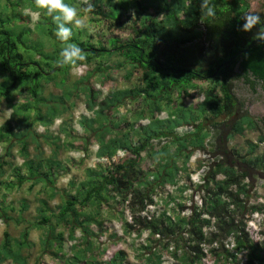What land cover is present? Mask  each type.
<instances>
[{
    "label": "trees",
    "instance_id": "trees-1",
    "mask_svg": "<svg viewBox=\"0 0 264 264\" xmlns=\"http://www.w3.org/2000/svg\"><path fill=\"white\" fill-rule=\"evenodd\" d=\"M77 1L65 3L74 6ZM90 2L93 16L120 28L125 27L123 18L130 13L127 20L132 21L131 33L126 40L110 37L109 46H104L101 41L94 43L93 37L83 40L85 31L72 29L67 43L84 50L87 58L78 68L86 66L90 71L73 87H67L73 68L57 64L66 43L56 38L51 17L36 7L35 0H0V104L4 101L12 110L0 128V144L7 145L0 154V219L12 220L9 212L16 211L7 206L9 194L27 186L29 194L37 186L41 188L36 222L27 223L18 239L12 238L8 230L4 232L0 262L11 259L26 264L21 252L33 247L30 234L37 229L44 231L43 256H54L62 264H101L100 239L108 233L105 225L117 221L123 236L145 237L135 250L144 264H162V253L182 264H202L209 257L214 264H242V254L244 264H264V249L254 243L248 232L250 215L262 211L248 206V174L219 161L200 184L190 178L181 183L177 178L178 162L183 160L187 165L197 150L205 149V122L214 127L226 126L228 119L239 113L229 121L228 140L248 129H257L259 123L264 128V118L258 122L247 112H240L243 104L235 94V83L239 81L252 90L256 85L264 90V43L257 42L244 52L256 41L253 37L260 25L251 32L240 30L242 17L250 13V3L211 0L216 14L202 21L200 0ZM25 8L38 15L34 29L29 27L30 16L24 17ZM258 15L264 23V13ZM185 49L193 51L190 62L180 59ZM116 71L125 72L127 81L137 75V81L103 101H99L92 86L80 89L95 75L108 79ZM51 84L63 87V93L47 96L45 89ZM197 90L203 96L198 105L175 106L179 98ZM77 92L80 93L75 96ZM82 92L93 114V118L84 116L80 121L88 133V138L83 139L86 146H97L95 157L100 163L86 171L85 180L71 182L70 190L59 189L58 180L68 171L59 160L60 138H53L49 131L39 135L37 129L49 130L63 119L74 107L73 99ZM138 103L141 109L131 112V118L120 112L122 107ZM163 112L167 118L159 117ZM145 120L146 124H140ZM184 127H192L193 131L179 136L178 130ZM60 131L66 133V145L73 148V142L78 140L74 131L66 132L65 123ZM41 139L53 147L48 158ZM259 141L264 142V137ZM155 142L163 145L158 148ZM16 149L21 165L15 162ZM256 149L257 145L251 144L249 155ZM119 153L126 154L127 160L110 166L104 163H112ZM228 153L224 151L223 156ZM149 155L154 164L144 169L142 163ZM236 155L250 168L264 167V156ZM9 172L11 181L5 180ZM167 186L173 190L165 191ZM56 199L61 203L53 207ZM158 205L164 208H156ZM27 207L23 201L18 224L25 222ZM60 225H65L69 239L77 242L72 257L64 251V234L57 232ZM110 231L109 239H123ZM78 233L80 238H76ZM123 263L124 255L119 253L106 264Z\"/></svg>",
    "mask_w": 264,
    "mask_h": 264
},
{
    "label": "rangeland",
    "instance_id": "rangeland-1",
    "mask_svg": "<svg viewBox=\"0 0 264 264\" xmlns=\"http://www.w3.org/2000/svg\"><path fill=\"white\" fill-rule=\"evenodd\" d=\"M13 2H17V0H12ZM90 0H88V4H90ZM80 13V17L83 19L85 28L81 29L75 27L74 25H69L73 30L85 31V35L82 36L83 40H88L90 37H93V42L101 41L104 46H109L107 44L110 37L120 38L122 40H126L129 38L131 33L132 21L129 23L127 20L130 15H126L123 18L125 21V27H117L113 26L110 22H101L99 21V17L93 16L92 11H86L87 4L84 3V0H78L74 5ZM256 14V13H255ZM30 16L31 22L29 23V27L34 29L38 24V15L35 13V16ZM27 20V19H24ZM134 21V20H133ZM37 22V23H36ZM23 24V21L21 22ZM28 23V21L26 22ZM205 33L207 34L208 29L204 28ZM35 38L38 36L34 35ZM193 55V51L185 49L183 53L180 54V59L184 62H190L192 60L191 57ZM90 71V68L83 66L77 69H73L69 73L67 87H73V85L78 82L81 78L87 75V72ZM138 76L135 75L131 81H127L125 78V72L116 71L114 73H110L109 78H103L102 74H97L92 77L91 81L87 83H82L80 85V89H83L86 86H92L99 96V101H103L106 98L113 97L116 91L123 90L127 87H130L131 83H135L137 81ZM200 86L202 83H199ZM64 91L63 87H57L53 84L48 85L45 89V94L48 96L49 94L61 95ZM80 92L75 94L78 95ZM235 94L240 102L243 104L242 111L247 112L251 117H253L256 121H260L264 118V90L261 85H256L255 90H252L248 85L243 83L242 81L235 83ZM86 94L81 93L78 98L73 99L75 105L73 108L69 109V112L65 115L63 119L57 120L56 123L47 130L43 127H38L37 132L39 135H45L47 131H49L53 138H60L58 145L62 147V151L59 154V160L63 161L67 165L68 171L65 174H62L60 179L58 180V188L64 190H70V183L76 182L77 184L86 178V171L88 169H94L100 161L95 157V152L97 150V146L94 143H91L90 146H86L83 138H88V133L85 132L84 128H81V119L84 116H87L89 119L93 118V114L88 110V106L86 104ZM177 98V94L174 97ZM203 99V96L200 91H192L191 95H184L179 98L175 106H179L180 104L189 107H195L198 105ZM19 102H22V97H19ZM139 109H141L140 103L135 105H129L127 107H122L120 112L122 114L128 113L129 117H132L131 112L135 113ZM128 111V112H127ZM130 111V112H129ZM12 114V110L7 107L6 102H2L0 104V128L1 126L10 118ZM239 115V113L234 114L230 119H234ZM160 118H167V113L163 112L159 115ZM230 119L227 121L226 126L222 127H214L211 122H205V133L208 134V138L205 142L204 150H197L192 158L189 160V163L185 165L183 160L178 162L179 174L178 181L183 183L187 179H191L193 183L200 184L202 178L206 176L209 172L210 167L215 162H224L226 165H234L236 168L243 173L248 174L246 182L249 184V198H248V206L251 208L252 206L260 208L262 211L255 212L250 215V219L248 222V232L254 243L259 245L264 249V167L253 169L244 164L243 159L238 157L236 154H240L241 156H245L247 158H254L256 156H264V142H260V137H264V128L261 123L258 124L257 129H248L245 131L243 135H235L231 139H227L230 134V129L228 124L230 125ZM148 120L142 121L140 124H146ZM65 123V128H67L66 132L74 131V137L78 138V140H71L73 142V148L68 147V140L66 137V133L60 131ZM193 131L192 127H184L178 130L179 136L188 135ZM67 142V143H66ZM165 142H168L165 141ZM41 143L44 146L45 157L48 158L51 156L53 147L47 145L44 139H41ZM159 142H155L154 144L159 148L163 144H158ZM67 144V145H66ZM257 145L256 152L252 155H249L250 145ZM7 146V145H5ZM0 144V154L3 153L4 147ZM31 153L34 154V146L30 147ZM228 151L227 155L223 156V152ZM14 156L16 157V164L21 165L23 163L22 159L18 157L17 149L14 150ZM90 154V155H89ZM128 156L126 154L119 153L117 157L112 161V163L108 161H104V163L111 164H120L127 160ZM153 159L149 155L145 157L144 162L142 163V167L144 169L151 168L153 166ZM5 180H13L12 174H9ZM222 177H219L221 180ZM28 187V186H27ZM27 187L16 191L12 194L8 195L7 198V206L14 207L16 211L9 212L10 218L12 220L6 221L4 219H0V248L3 244L4 240V232L6 230L9 231L10 235L14 239H18L22 230L25 227H28L27 223H35L37 220V208H38V191L41 189L40 186H37L35 191L29 194ZM173 190L172 186H167V192H171ZM195 201L199 200V192L196 193ZM25 201L28 205L27 210L24 212L23 217H25V222H21V224L17 223L16 219H20L22 215L18 213L21 209L22 202ZM61 201L56 199L52 202V206L56 207L60 204ZM159 209L164 208L163 205H158ZM153 210V208L151 209ZM60 228L57 229V232H62L65 238L64 251L65 253L72 257V255L77 251L74 249V245L77 243L74 240L69 239L68 229L65 225H60ZM107 230V234H105L100 240L102 244L101 256L98 258V263L106 264L110 262L116 255L119 253H123L124 255V263L123 264H144L142 262L141 257L136 256L135 250L139 248L140 244H142L145 237L140 239H136L135 237H125L122 233L121 224L117 221L113 223H106L105 225ZM95 229V228H94ZM117 232L122 240H113L109 239L112 231ZM97 229H95L96 231ZM44 236V231H40L37 229H32L30 234V240L33 242L32 248L25 249L21 252V256L26 259V264H62L59 259L54 256H43L41 253L42 247V239ZM76 238H80V234L78 233ZM54 252V249L51 250ZM241 263H245V254L240 256ZM160 262L162 264H182L180 261H173L166 253H162L160 255ZM0 264H20V262H15L11 259H8L4 262H0ZM85 264V263H82ZM202 264H214L213 260L209 257ZM219 264H229V263H219Z\"/></svg>",
    "mask_w": 264,
    "mask_h": 264
},
{
    "label": "clouds",
    "instance_id": "clouds-1",
    "mask_svg": "<svg viewBox=\"0 0 264 264\" xmlns=\"http://www.w3.org/2000/svg\"><path fill=\"white\" fill-rule=\"evenodd\" d=\"M87 4L86 11L92 10V5L88 4V0H84ZM36 7L42 9L47 16L51 17L52 22L56 25V38L66 43L60 52V59L57 61L58 66L70 65L74 70L81 66V62L86 61V54L82 48L74 43H67L72 37V28L68 25H74L78 28H85L83 19L80 17L78 9L65 3V0H35ZM201 19L204 17L215 16V6L211 4V0H200ZM24 15L35 16L31 9L25 8ZM242 19L244 23L240 30L251 32L257 25H260L258 31L255 32L253 39L264 43V23L258 14L247 13Z\"/></svg>",
    "mask_w": 264,
    "mask_h": 264
},
{
    "label": "crops",
    "instance_id": "crops-1",
    "mask_svg": "<svg viewBox=\"0 0 264 264\" xmlns=\"http://www.w3.org/2000/svg\"><path fill=\"white\" fill-rule=\"evenodd\" d=\"M251 5L250 13H264V0H248Z\"/></svg>",
    "mask_w": 264,
    "mask_h": 264
},
{
    "label": "water",
    "instance_id": "water-1",
    "mask_svg": "<svg viewBox=\"0 0 264 264\" xmlns=\"http://www.w3.org/2000/svg\"><path fill=\"white\" fill-rule=\"evenodd\" d=\"M257 42H259V41H255V42H253L251 45H250V47L247 49V50H245L244 52H247L248 50H250L251 49V47H253Z\"/></svg>",
    "mask_w": 264,
    "mask_h": 264
}]
</instances>
